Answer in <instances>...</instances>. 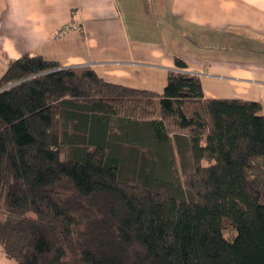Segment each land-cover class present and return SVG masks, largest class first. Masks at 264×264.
I'll use <instances>...</instances> for the list:
<instances>
[{"label": "trees", "instance_id": "16d2710c", "mask_svg": "<svg viewBox=\"0 0 264 264\" xmlns=\"http://www.w3.org/2000/svg\"><path fill=\"white\" fill-rule=\"evenodd\" d=\"M174 61L179 70L161 93L41 55L8 62L0 76L7 259L264 264L262 104L204 98L200 78Z\"/></svg>", "mask_w": 264, "mask_h": 264}, {"label": "crops", "instance_id": "0c3cea01", "mask_svg": "<svg viewBox=\"0 0 264 264\" xmlns=\"http://www.w3.org/2000/svg\"><path fill=\"white\" fill-rule=\"evenodd\" d=\"M23 54L156 93L179 57L204 98L259 101L264 115V0H0V76Z\"/></svg>", "mask_w": 264, "mask_h": 264}, {"label": "rangeland", "instance_id": "374dc122", "mask_svg": "<svg viewBox=\"0 0 264 264\" xmlns=\"http://www.w3.org/2000/svg\"><path fill=\"white\" fill-rule=\"evenodd\" d=\"M223 236L228 238V239H232L234 235H236V230L230 226H226L224 229H223V232H222ZM12 261V260H11ZM14 262V261H12ZM15 263V262H14Z\"/></svg>", "mask_w": 264, "mask_h": 264}, {"label": "built area", "instance_id": "2783aa9c", "mask_svg": "<svg viewBox=\"0 0 264 264\" xmlns=\"http://www.w3.org/2000/svg\"><path fill=\"white\" fill-rule=\"evenodd\" d=\"M77 28H78V26H77V25H74V24H72V25H64V26L60 29V31H59V33H58V37H60V36H62L63 34L67 33L70 29H77Z\"/></svg>", "mask_w": 264, "mask_h": 264}, {"label": "water", "instance_id": "95a60500", "mask_svg": "<svg viewBox=\"0 0 264 264\" xmlns=\"http://www.w3.org/2000/svg\"><path fill=\"white\" fill-rule=\"evenodd\" d=\"M14 84V83H13ZM12 84H10L9 86H11Z\"/></svg>", "mask_w": 264, "mask_h": 264}]
</instances>
